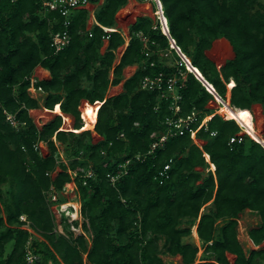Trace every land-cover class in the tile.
I'll return each instance as SVG.
<instances>
[{"label":"trees","instance_id":"obj_1","mask_svg":"<svg viewBox=\"0 0 264 264\" xmlns=\"http://www.w3.org/2000/svg\"><path fill=\"white\" fill-rule=\"evenodd\" d=\"M161 1L168 34L159 19L138 16L115 63V50L125 39L120 31H106L104 26L116 27V12L128 0H104L95 8L90 28V9L76 10L71 41L59 52L51 45V34L63 28L60 13L44 10L42 0H0V264L25 261L31 232L22 227V214L39 234L32 242L39 264H166L164 254L180 255L183 264H264V145L247 133L242 141L230 142L241 130L239 123L207 106L214 95L182 65L187 74L180 114L196 109L200 119L209 115L198 131L206 142L202 149L188 129L148 153L151 143L166 132L165 120L173 111L157 91L141 88L147 74L178 71L179 64L166 62L161 54L170 49L180 60L171 36L219 95H229L231 105L239 112L249 110L254 120V103H261L264 112V2ZM140 31L149 39V54L137 35ZM107 35L108 45L101 52ZM218 42L226 45L224 58L214 54ZM131 64L137 68L125 79L124 89L107 96L109 86L121 82L124 67ZM38 65L50 71L49 78L35 83L46 92L43 106L52 109L60 103L63 113L73 117L74 130L61 128L63 114L41 126L30 114L29 109L39 106L28 91ZM84 98L102 102L94 125L102 136L98 141L92 129H83ZM7 112L15 113L18 127ZM39 141L46 142L48 153L36 148ZM56 141L64 145L67 163L58 162ZM137 153L146 156L136 158ZM170 157L169 177L160 183L155 175ZM127 159H132L128 171L113 185L108 172L120 171L119 163ZM57 166L61 169L52 175ZM88 167L95 176L85 184ZM69 169L77 173L81 214L88 220L82 227L90 232V242L84 233L74 235L64 217L67 231H59L50 208L51 186L61 190L71 180ZM247 208L260 218L248 231L258 247L249 250L238 230L239 214ZM73 222L79 224L78 219ZM194 225L200 244L190 240ZM9 242L12 248L7 251ZM228 253L235 255L233 261Z\"/></svg>","mask_w":264,"mask_h":264},{"label":"built area","instance_id":"obj_2","mask_svg":"<svg viewBox=\"0 0 264 264\" xmlns=\"http://www.w3.org/2000/svg\"><path fill=\"white\" fill-rule=\"evenodd\" d=\"M103 1L104 0H42V5H43L44 10H49V11H54V12L56 11L64 17L63 23H62L63 28L55 30L51 34V38H52L51 39V45L53 46L55 52H59V51L63 50L71 41L70 25L72 23V19H71L72 14L78 9L88 8V9H90V16L92 17V16H94V11H95L94 8H91L92 4H100ZM158 19H159L160 24H161L162 29H163V21L159 15H158ZM54 20H53V22H54ZM94 22H95V19H94L93 23ZM104 29L106 31H112V30L120 31L121 34L123 35L124 39H125V43H124L125 47L128 45L129 40L131 39L130 31H124L119 26H116V27H105L104 26ZM163 31H164V29H163ZM164 32L168 34V32H166V31H164ZM90 35H92V33H90ZM137 35H140L142 37L144 45L147 49L146 54H149L150 50H149V46H148V41H149L148 37L145 36L141 31L138 32ZM108 39H109V35L105 36L104 40H108ZM171 47H173L176 50V52L178 53V55L180 56V60L177 59L178 64H179L178 71L175 73H171V74H167L166 72H163V71L159 72L155 75L147 74L141 80V88L148 89L151 91H157L161 98L169 100V108L173 111L172 114H170L166 117L165 121H166L167 127H168L166 132L163 133L162 135H160L157 139H155L151 143V146H150L148 153H151L152 151H154L158 146L164 145L165 141L168 139L169 136H171L173 134H177V133L184 134L186 132V130H188V129L190 130V135H191V138L193 139V141L196 144H198L202 149H203V145H204V143H200L198 140L200 138L198 136V131L206 125L207 119L209 118V115H206L202 119H200V111L196 110V109H193L186 116L180 114V112H181V104L180 103L182 101L181 88L184 85V79L186 78V74H187V71L183 70L181 67H182V65H185L187 70L192 71L194 73L193 69H191L188 64H190L192 68L194 67V65H193L191 59L188 57V55L184 51L179 50V46L177 44H174L171 42ZM162 53H163V55L167 56L169 52H168V50H165V51H161V54ZM153 64H154V62H152V65ZM195 76L198 79H200L196 74H195ZM36 81H37V78L31 77V84L28 87V91L30 92L31 95H33V93H35L37 91H44L41 86H36V84H35ZM206 88L209 91V88L207 86H206ZM98 102H100V104L102 103L101 101H98ZM50 110H52V109H50ZM50 112H52V111H50ZM7 118L13 126H15V127L19 126L20 122L17 119L15 113L7 112ZM225 118H227V117H225ZM237 122L239 123L238 120H237ZM193 123H197V125L195 127H193L192 126ZM240 126L243 128V126L241 124H240ZM216 133H217L216 131H211V135H215ZM244 134L245 133H236V134L232 135L230 138V142L242 141ZM120 135L124 136L125 134H124V132H122ZM200 139H202V138H200ZM202 140H204V139H202ZM45 144H46L45 141H39L36 144V148H39L43 152L42 148H43V145H45ZM204 154L206 156V159L208 161H210L209 153L204 151ZM144 156H146V153H137L135 157L141 158ZM61 160L67 163V159L65 158L63 152L60 153V159H58V162H60ZM131 160L132 159H127L125 162L119 163V167L121 169L117 173L108 172L107 175H108V177H109V179L113 185L123 175V173H126L128 171V165L131 162ZM172 161H173V157H170L168 162H166L165 165L163 166V168L160 169L158 171V173L155 175V179L159 180L160 183H163L165 181V179H167L169 177V168L171 166ZM69 172L71 173V180L67 181L61 190H57L56 188H54L53 185L51 186V189H52V193H51V197H50L51 201L56 204V207L58 209L57 211L60 213V216H62V217H64L63 215H65V214H66L65 216H67L68 213H67V209L65 207L67 202L61 200L60 194L62 193V191H66L67 189H69L70 191H74V192L77 191V184H76V180H75L77 173L72 171L71 169H69ZM94 176H95L94 169L92 167H88L85 170V173L83 175L84 183L85 184L87 183V178L94 177ZM71 182L73 185L69 186L71 184ZM72 207L76 211V214H77L76 216H78L79 215L78 213L80 212V215L82 217L81 205H79V207L72 205ZM74 210H72V211H74ZM53 212L55 213L54 210H53ZM21 219L26 221V223H24L22 225V227L28 229L31 232V235L29 236L27 243H26L25 261L23 264H39L40 263V254L34 250L33 244H32L35 236H39V234L30 225V221L27 219V216L25 214L21 215ZM76 219H79V218H76ZM73 220H75V219H73ZM73 220L71 221L72 227L75 228V224H74ZM80 225L82 226V222L79 223V226Z\"/></svg>","mask_w":264,"mask_h":264},{"label":"rangeland","instance_id":"obj_3","mask_svg":"<svg viewBox=\"0 0 264 264\" xmlns=\"http://www.w3.org/2000/svg\"><path fill=\"white\" fill-rule=\"evenodd\" d=\"M261 1L264 2V0H261ZM98 5L99 4H92L91 8L95 9ZM141 15H148L154 20V22H157L158 13H157V10H156V6H155V1L154 0H149V1H144V2H141V1H138V0H128V2L124 6L120 7L118 9V11L116 12V20H117L116 26L123 27L125 30H128L130 25L135 22L136 18L138 16H141ZM94 19H95L94 16H92V17L89 16V19H88L87 25H86L87 28H90L93 25ZM106 46H107V43L104 41L102 43L100 51L104 52L106 50ZM123 46H125V45L122 44L120 48H122ZM120 48H119V50H120ZM213 51H214L215 56L218 57V58L226 57L227 52H228L227 49H226V45H223V43H220V42H218L216 44V46L214 47ZM168 52L169 53H168L167 56L163 55L164 60H166V62H168V63L177 64L178 60L175 59L173 51L169 49ZM136 68H137V64H131V65H128V66L124 67L121 82L116 84V85H112V87L109 90H107L106 94L108 96H110V95H114V94L120 93L124 89L122 83L125 81L126 78H128L131 74L134 73ZM33 75H36V76H38V78L42 79V78L48 77L50 74H49V71L44 70L42 67L37 66L35 68L34 72H33ZM228 89H230V88L228 87ZM37 92H42V91H37ZM228 94H230L229 90H228ZM37 95L40 96V98L38 99V101H39V106L38 107H43V105H45V96H41L39 94H37ZM44 95H46V94H44ZM228 97H229V95H228ZM220 101H222L220 98L218 99V98H216L214 96V98H212V99H210L208 101L207 106L209 108H211L212 110H215V112H218L219 114L223 115V113H221V111H220V106H219V104H220L219 102ZM96 103H98V100L93 102V103H91L88 99L84 98V99H82L80 106L83 109V107H86L88 105H93V104H96ZM38 107L35 108V109L31 108V112L30 113H31V115L33 116V118L35 119L36 123L39 126H41L45 122L53 119L55 117V115L57 114V113L51 112V114H49L48 117L45 120L39 119L40 115L37 114ZM252 111H253V117H254L255 125L262 132V134L264 135V112H263L262 104L258 103V102L254 103L252 105ZM63 119H64V123H65V116L63 117ZM73 122H74V119L72 117V123ZM242 129L243 128L241 127V130L238 133H247L248 134V132H245ZM100 138H101V136H99V134L93 132V139L95 141H98ZM198 140H199L200 143H205L206 142L205 139L202 140V139L199 138ZM56 143L58 145L59 155H60V153L63 152L64 145L61 142H58V141H56ZM42 149H43V153H48V147H47L46 144L43 145ZM199 168L201 169V167H199ZM211 168H212V165H211ZM60 169H61L60 166H57L56 169L53 171L52 175H56L57 172ZM207 170H208V168H207ZM72 185L73 184L71 182V184L69 186H72ZM7 186H8L7 183L2 185L3 188H7ZM60 197H61L62 201H66L67 202L66 204H68L67 205L68 207L66 208L67 209V213L69 211H71V213H68L67 216H65L66 214L63 215L64 219H66V221L69 223V229H71L74 232V235H78L80 233L86 234V236L88 237V240L90 242V238H91L90 232H87L85 229L83 230V227L81 225H80L81 226L80 227L78 223L75 224V228L72 227V222L71 221L73 219H76V218H79L78 219L79 223L82 222V224H83L84 221H86L88 223L87 218H85L84 216L81 217L80 212L78 213L79 215L76 216L77 215L76 211L72 207V205H75V206L79 207V205L82 204L79 191L77 190V191L74 192V191H70L69 189H67L66 191H62V193L60 194ZM50 208H51L52 212H53V210L55 211V213L53 212V214H54L55 222H56V225H57V229L59 231H63V232L67 231V230H64L65 229L64 228L65 220L63 219L62 216H60V213L57 211L58 209L56 207V204L53 203L52 201L50 203ZM72 210H74V211H72ZM259 221H260L259 215L257 214V212L252 211L251 209L247 208V209H245L244 211H242L239 214V224H238L239 238H240V240L242 241L244 247L247 250H249L250 248H253V247H258L257 245H255L253 243L252 240L249 239L250 236H249V232L248 231H249L250 227H252L254 225H257L259 223ZM192 239L196 243L200 244L199 243L200 240L195 236V234L193 232V228H192V237H190V240H192ZM162 241H160V242H162ZM261 245L264 246V241L262 242ZM11 248H12V242H9L7 244V251H9ZM203 253H204V249L202 247L199 250V252H198V255H197L198 258L203 256ZM228 256H229V258L232 261L235 258V255L232 254V253H228ZM85 257H86V254H85ZM163 258H164L166 264H183L180 255L164 254Z\"/></svg>","mask_w":264,"mask_h":264},{"label":"bare ground","instance_id":"obj_4","mask_svg":"<svg viewBox=\"0 0 264 264\" xmlns=\"http://www.w3.org/2000/svg\"><path fill=\"white\" fill-rule=\"evenodd\" d=\"M155 4H156V10L158 11V15L160 16V18L163 21V29L166 32H169V25H168V20L167 17L164 14V8H163V3L161 0H154ZM170 40L172 43L177 44L176 40L170 36ZM179 46V45H178ZM179 50L182 51L181 47L179 46ZM189 57V56H188ZM189 67L191 69H193L194 74H196L201 80L202 83L205 85V87L207 86L209 88V91H211V93H213V95L216 98H220L222 101H220L219 106H220V111L221 113H223V115H225V117L227 118H236L239 123L243 126V131L248 132V134H250L253 138H255L256 140H258L259 142H261L264 145V136L262 134V132L256 127L255 125V121L252 120V114L249 110H243L241 112L237 111L230 103L229 97L228 98H223L219 95V93L217 92L215 86L204 77V75L202 74V72L199 70V68H195V67H191L190 64H188ZM234 84V81H232L231 83L228 84V87L231 88V86ZM99 105L100 102L93 104V105H88L86 107H83V113H84V117L86 119L85 121V125L83 129H92L95 125L96 119H97V114H98V110H99ZM52 111L54 113L57 114H63L65 116V123L61 126L62 129H68V130H74L75 128L73 127V123H72V117L69 114H65L63 113L61 107H60V103H57L55 105L54 108H52V110L50 109H45V107H38L37 109V114H39V119H43L45 120L49 114H51ZM247 113V116H245L244 114ZM212 168L215 169V164L212 163ZM68 204H66V208ZM68 213H71V211H69ZM193 232L195 234L196 237H199L198 233H197V229L196 226H194L193 228Z\"/></svg>","mask_w":264,"mask_h":264},{"label":"crops","instance_id":"obj_5","mask_svg":"<svg viewBox=\"0 0 264 264\" xmlns=\"http://www.w3.org/2000/svg\"><path fill=\"white\" fill-rule=\"evenodd\" d=\"M120 28H122L124 31H129V29L128 30H125L123 27H120ZM106 43H107V45H108V40H104ZM107 47V46H106ZM121 46H119L116 50H115V54H116V59H115V63H117V62H119V60H120V58H121V55H122V53L124 52V50H125V46H123L122 48H120ZM119 48H120V50H119ZM39 67H42L41 65H38ZM44 70H47V71H49L48 69H46V68H44V67H42ZM49 74H50V71H49ZM32 77H35V78H37V79H40V78H38V76H36V75H32ZM50 77V75L48 76V77H46V78H49ZM43 79V78H42ZM120 83V82H119ZM124 83V82H123ZM122 83V84H123ZM112 85H116V84H111L110 86H109V88H108V90L112 87ZM230 90V89H229ZM37 94H39V95H41V96H46V95H44V94H46V92L45 91H42V92H35L33 95H31L32 97H34V98H36V99H39L40 98V96H38ZM108 96V95H107ZM111 96V95H110ZM35 109V108H34ZM45 109H46V107H45ZM47 109H50V108H47ZM29 111L31 112V109H29ZM31 114V113H30ZM92 130H93V132H95V133H97L95 130H94V127L92 128ZM98 134V133H97ZM99 136H101L100 134H99ZM101 138H102V136H101ZM100 138V139H101ZM64 152V151H63ZM249 209V208H248ZM194 226H196V225H194ZM194 228V227H193ZM198 239H199V237H197ZM250 240H252L251 238H249ZM200 240V239H199ZM249 242V241H248ZM199 243H200V241H199ZM201 249V248H200ZM233 254V253H232Z\"/></svg>","mask_w":264,"mask_h":264},{"label":"snow or ice","instance_id":"obj_6","mask_svg":"<svg viewBox=\"0 0 264 264\" xmlns=\"http://www.w3.org/2000/svg\"><path fill=\"white\" fill-rule=\"evenodd\" d=\"M244 115L247 116V113H245Z\"/></svg>","mask_w":264,"mask_h":264}]
</instances>
